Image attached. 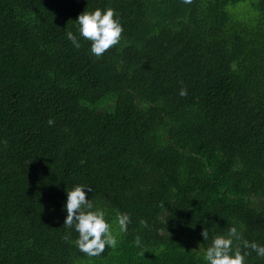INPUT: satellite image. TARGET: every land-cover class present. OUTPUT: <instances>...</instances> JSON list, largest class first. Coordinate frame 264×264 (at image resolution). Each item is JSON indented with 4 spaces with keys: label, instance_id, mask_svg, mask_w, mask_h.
I'll use <instances>...</instances> for the list:
<instances>
[{
    "label": "trees",
    "instance_id": "obj_1",
    "mask_svg": "<svg viewBox=\"0 0 264 264\" xmlns=\"http://www.w3.org/2000/svg\"><path fill=\"white\" fill-rule=\"evenodd\" d=\"M107 7L120 42L74 48ZM76 184L115 249L75 246ZM232 225L264 244V0H0V264H205L203 230Z\"/></svg>",
    "mask_w": 264,
    "mask_h": 264
},
{
    "label": "clouds",
    "instance_id": "obj_2",
    "mask_svg": "<svg viewBox=\"0 0 264 264\" xmlns=\"http://www.w3.org/2000/svg\"><path fill=\"white\" fill-rule=\"evenodd\" d=\"M192 0H184L190 4ZM76 21V32L67 31V39L74 48L81 47V40L90 41V53L95 57H101L112 46L117 45L124 31L123 25L118 18L115 9L111 7L96 8L82 12ZM181 96L187 95V89L181 88ZM48 124L53 126L55 120L49 118ZM92 192L90 186L76 184L66 190L67 200L63 205L66 211L64 225L78 233L74 240L75 246L80 252L89 257L99 256L104 253L106 247L115 249L118 246L117 233L113 230V222L110 221L105 210L94 204L88 198ZM132 218L127 212L117 214L114 223L118 224L119 233H127L128 225ZM141 225L148 227L147 221L141 220ZM202 236L210 244L202 249V259L205 264H246V258L254 251L257 258H264V244L244 239L238 227L232 225L223 234H212L204 229ZM135 243L140 245L141 238L137 236Z\"/></svg>",
    "mask_w": 264,
    "mask_h": 264
},
{
    "label": "rangeland",
    "instance_id": "obj_3",
    "mask_svg": "<svg viewBox=\"0 0 264 264\" xmlns=\"http://www.w3.org/2000/svg\"><path fill=\"white\" fill-rule=\"evenodd\" d=\"M241 6H243L245 9H247L248 7H247V5L246 4H242Z\"/></svg>",
    "mask_w": 264,
    "mask_h": 264
}]
</instances>
